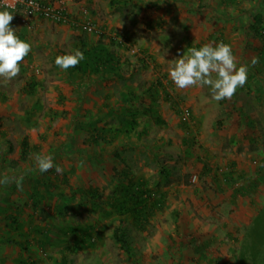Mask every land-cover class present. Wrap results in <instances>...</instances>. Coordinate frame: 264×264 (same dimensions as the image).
<instances>
[{"label":"rangeland","instance_id":"obj_1","mask_svg":"<svg viewBox=\"0 0 264 264\" xmlns=\"http://www.w3.org/2000/svg\"><path fill=\"white\" fill-rule=\"evenodd\" d=\"M83 1L116 72L55 64L93 35L83 47L69 26L9 25L31 51L0 84V177L24 176L0 186V264H264V0ZM221 42L248 66L230 99L174 85L176 59ZM35 154L62 174L39 173ZM133 185L163 207L143 231L124 200Z\"/></svg>","mask_w":264,"mask_h":264},{"label":"clouds","instance_id":"obj_2","mask_svg":"<svg viewBox=\"0 0 264 264\" xmlns=\"http://www.w3.org/2000/svg\"><path fill=\"white\" fill-rule=\"evenodd\" d=\"M13 19L11 12L0 10V84H7L20 72V62L30 53L31 44L21 40L9 27ZM84 53L80 49H73L68 54L57 56L55 64L63 71L75 68L83 59ZM256 61L253 60L254 64ZM216 78H212V74ZM169 77L179 89L190 86H210L212 99L216 102L230 99L238 88H242L248 78V66H237L231 46L223 42L213 46L205 44L199 48L192 47L188 53L176 59V63L169 69ZM35 164L39 173L50 169L62 174L63 169L54 163L51 154H35ZM24 176L0 177V186L15 182L18 189H22Z\"/></svg>","mask_w":264,"mask_h":264},{"label":"trees","instance_id":"obj_3","mask_svg":"<svg viewBox=\"0 0 264 264\" xmlns=\"http://www.w3.org/2000/svg\"><path fill=\"white\" fill-rule=\"evenodd\" d=\"M254 24L251 26V28L257 32V26L260 24L262 20V15L257 14L254 16ZM87 34L82 33V36L80 37L81 43L83 47H85V43H87ZM101 39H99L98 44L88 50H84V59L82 60V65L86 66L88 68H91L93 71L105 69L112 72L118 71L117 68V62L118 59L111 55L106 48L102 45ZM154 92V89H150V92ZM152 92V94H153ZM131 116H132V112ZM129 127L131 128L133 125L132 122H130ZM30 155V147L28 146L27 140H23L21 143V155L20 158L22 161L27 160L28 156ZM124 200L130 204V210L129 214L132 218V221L134 222V226L143 231L146 226L149 223V219L154 216V214L157 211L162 210V204L160 202H149V200L153 199L154 195L153 193L147 191V190H140L138 185H133L129 189H127L124 192ZM36 206V204H34ZM115 241L119 244L121 250L126 253L130 254V243L128 240V237L126 236L125 230L122 228H118L114 232ZM90 238V239H89ZM93 239V238H92ZM87 240L91 241V237L88 236ZM94 241V239H93ZM198 249V251H200Z\"/></svg>","mask_w":264,"mask_h":264},{"label":"built area","instance_id":"obj_4","mask_svg":"<svg viewBox=\"0 0 264 264\" xmlns=\"http://www.w3.org/2000/svg\"><path fill=\"white\" fill-rule=\"evenodd\" d=\"M74 8L78 9L77 17L72 14ZM0 10L11 12L14 22L26 30H30L38 21H48L69 26L98 39L105 35L94 25L83 0H0ZM184 115L188 116L189 112L184 111Z\"/></svg>","mask_w":264,"mask_h":264},{"label":"crops","instance_id":"obj_5","mask_svg":"<svg viewBox=\"0 0 264 264\" xmlns=\"http://www.w3.org/2000/svg\"><path fill=\"white\" fill-rule=\"evenodd\" d=\"M41 22H44V21H38L37 23L40 24ZM46 22H47V21H46ZM37 23H36V24H37ZM36 24H35V25H36ZM38 24H37V25H38ZM24 29H25V28H24Z\"/></svg>","mask_w":264,"mask_h":264}]
</instances>
